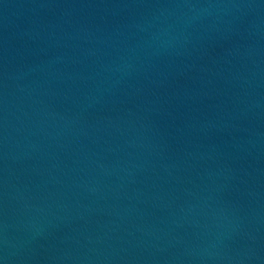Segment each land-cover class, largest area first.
<instances>
[{
  "label": "water",
  "instance_id": "water-1",
  "mask_svg": "<svg viewBox=\"0 0 264 264\" xmlns=\"http://www.w3.org/2000/svg\"><path fill=\"white\" fill-rule=\"evenodd\" d=\"M0 264H264V0H0Z\"/></svg>",
  "mask_w": 264,
  "mask_h": 264
}]
</instances>
